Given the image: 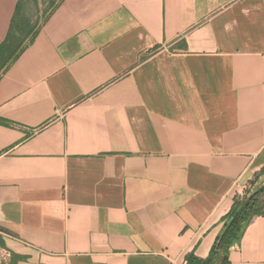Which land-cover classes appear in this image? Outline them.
<instances>
[{
  "label": "crops",
  "instance_id": "obj_1",
  "mask_svg": "<svg viewBox=\"0 0 264 264\" xmlns=\"http://www.w3.org/2000/svg\"><path fill=\"white\" fill-rule=\"evenodd\" d=\"M263 183L264 0H0V264L205 259Z\"/></svg>",
  "mask_w": 264,
  "mask_h": 264
},
{
  "label": "trees",
  "instance_id": "obj_2",
  "mask_svg": "<svg viewBox=\"0 0 264 264\" xmlns=\"http://www.w3.org/2000/svg\"><path fill=\"white\" fill-rule=\"evenodd\" d=\"M7 40H10V35H7ZM249 194L250 192L248 195ZM246 196L244 198H246ZM243 199L235 202V205L228 213L222 231L216 237L208 257L199 259L191 254L187 257V264H229V248L231 244L240 239L249 217L252 215H264V189L252 196L244 210L234 216ZM258 202L259 204H256Z\"/></svg>",
  "mask_w": 264,
  "mask_h": 264
},
{
  "label": "water",
  "instance_id": "obj_3",
  "mask_svg": "<svg viewBox=\"0 0 264 264\" xmlns=\"http://www.w3.org/2000/svg\"><path fill=\"white\" fill-rule=\"evenodd\" d=\"M264 189V183L259 186L258 188L252 190L250 192L249 195L246 196V198L243 199L242 203L240 204V206L238 207L237 211L235 212L234 216H236L237 214H239L241 211L244 210V208L246 207V205L248 204V202L250 201V198L252 196H254L255 194L259 193L260 191H262Z\"/></svg>",
  "mask_w": 264,
  "mask_h": 264
},
{
  "label": "rangeland",
  "instance_id": "obj_4",
  "mask_svg": "<svg viewBox=\"0 0 264 264\" xmlns=\"http://www.w3.org/2000/svg\"><path fill=\"white\" fill-rule=\"evenodd\" d=\"M15 39H17V43H18V46H24L27 42H28V39H29V37L27 38V36L26 37H15Z\"/></svg>",
  "mask_w": 264,
  "mask_h": 264
},
{
  "label": "built area",
  "instance_id": "obj_5",
  "mask_svg": "<svg viewBox=\"0 0 264 264\" xmlns=\"http://www.w3.org/2000/svg\"><path fill=\"white\" fill-rule=\"evenodd\" d=\"M249 192H247V188L244 186L243 187V192H242V195H248ZM241 194V192H240Z\"/></svg>",
  "mask_w": 264,
  "mask_h": 264
}]
</instances>
